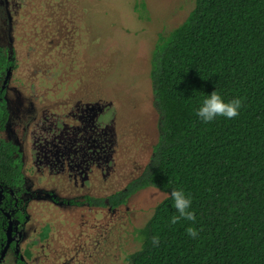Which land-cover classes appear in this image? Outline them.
Instances as JSON below:
<instances>
[{
    "label": "rangeland",
    "instance_id": "1",
    "mask_svg": "<svg viewBox=\"0 0 264 264\" xmlns=\"http://www.w3.org/2000/svg\"><path fill=\"white\" fill-rule=\"evenodd\" d=\"M194 5L195 0H0V34L21 79L16 93H7L18 100L28 94L30 100L35 92L34 104L48 118L30 125L38 157L24 149L33 190H54L62 198L104 197L143 172L160 135L152 50L159 35L178 27ZM85 168L80 190L83 181L76 186L75 176ZM164 197L150 187L114 210L35 199L25 240L33 264H127L126 256L140 246L135 232ZM5 264H16L15 256L9 254Z\"/></svg>",
    "mask_w": 264,
    "mask_h": 264
},
{
    "label": "trees",
    "instance_id": "2",
    "mask_svg": "<svg viewBox=\"0 0 264 264\" xmlns=\"http://www.w3.org/2000/svg\"><path fill=\"white\" fill-rule=\"evenodd\" d=\"M8 59L0 51V68ZM150 67L160 129L151 160L123 190L90 202L115 209L150 187L165 194L135 232L140 246L127 264H264V0H195L178 27L159 35ZM214 91L226 101L242 98L240 115L203 123L195 111ZM8 114L0 101V120ZM15 153L13 143L0 142L5 190L22 186ZM176 188L191 195L195 223H171ZM4 193L0 251L4 210L15 200ZM189 227L199 232L195 239Z\"/></svg>",
    "mask_w": 264,
    "mask_h": 264
},
{
    "label": "flooded vegetation",
    "instance_id": "3",
    "mask_svg": "<svg viewBox=\"0 0 264 264\" xmlns=\"http://www.w3.org/2000/svg\"><path fill=\"white\" fill-rule=\"evenodd\" d=\"M5 45H8V43L5 42L4 36L0 34V51L4 52L9 58L8 60L11 61V65H6L3 68H0V101L6 102V107L9 113L4 121L0 120V142L14 144L16 153L13 155V157L16 160L18 159L17 161L21 166L20 171L22 175V186L17 189L15 187H8L7 190H5V188L0 185V204L4 203L5 201V191L10 192L13 198H15L13 206L4 210L5 216L8 220V228L6 232V243L3 246V249L0 251V264H5L6 258L9 254H13L15 256L16 264H33L35 261V256L33 252L29 250L27 245H25V240L26 237L31 234V227L29 226L31 222L30 207L35 199H43L47 197L50 201H52L51 203L58 207L63 205H68V207H75L78 205L85 207H100L98 205L92 204L90 200H96L97 198H107L113 193H109L104 197H94L91 194L84 195L83 197L82 195L77 194L74 198H62L56 192H54V190L42 191L40 188L34 190L31 188L32 186L29 183L26 173L27 163L24 149L30 147V150H33L32 144L30 145L33 127L30 128V125L36 121L42 122L43 125L48 121V118L43 113L45 109L43 108L40 110L39 107L34 104L35 101L33 96H35V92L32 93V98L30 100L28 98V94H23L22 98H19V100L16 95H11L13 92L16 93L15 89L17 88H15V84L20 85L21 82L19 83V81L21 79L15 78L14 76L15 55L10 58L9 53L7 52L8 50L5 49ZM8 90L11 91L10 95L7 93ZM40 139V137L37 139L35 138V140ZM32 153L35 156L38 155L37 150H33ZM37 157L38 156H36V158ZM84 161V159L80 160V166L81 164L84 165ZM38 162V160L35 162V168L38 167ZM36 172H38V168L36 169ZM85 173L87 174L86 168L82 171L80 176L79 172H77L75 176L76 182L74 184L76 186H78V184L83 181L81 183L82 185L80 184V190H82L84 181L86 179V177L84 178ZM65 181L68 184V181H71V177H67ZM106 202L108 201L106 200ZM101 207H107L114 210L109 206ZM39 235V237L42 239L46 238L42 232H40Z\"/></svg>",
    "mask_w": 264,
    "mask_h": 264
},
{
    "label": "clouds",
    "instance_id": "4",
    "mask_svg": "<svg viewBox=\"0 0 264 264\" xmlns=\"http://www.w3.org/2000/svg\"><path fill=\"white\" fill-rule=\"evenodd\" d=\"M243 106L242 98H235L226 101L224 97L217 91L211 95H207L201 105L196 109L195 115L205 124L213 122L218 117H223L227 120H232L240 115V110ZM170 197L173 201V207L177 215H173L171 223L176 224L180 220L196 222V213L192 209L193 200L189 193H186L183 188H176L170 192ZM187 235L195 239L199 232L193 228H187ZM160 243L159 236L152 237L154 246Z\"/></svg>",
    "mask_w": 264,
    "mask_h": 264
},
{
    "label": "water",
    "instance_id": "5",
    "mask_svg": "<svg viewBox=\"0 0 264 264\" xmlns=\"http://www.w3.org/2000/svg\"><path fill=\"white\" fill-rule=\"evenodd\" d=\"M0 261H1V259H0Z\"/></svg>",
    "mask_w": 264,
    "mask_h": 264
}]
</instances>
